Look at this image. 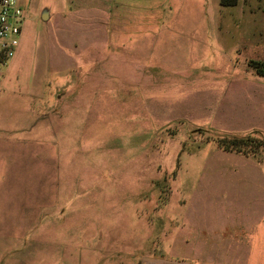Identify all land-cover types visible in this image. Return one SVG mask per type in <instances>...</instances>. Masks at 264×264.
I'll return each mask as SVG.
<instances>
[{"label":"rangeland","instance_id":"374dc122","mask_svg":"<svg viewBox=\"0 0 264 264\" xmlns=\"http://www.w3.org/2000/svg\"><path fill=\"white\" fill-rule=\"evenodd\" d=\"M17 2L18 71L39 82L0 176V264L264 255V0H128L113 18L107 0Z\"/></svg>","mask_w":264,"mask_h":264},{"label":"crops","instance_id":"0c3cea01","mask_svg":"<svg viewBox=\"0 0 264 264\" xmlns=\"http://www.w3.org/2000/svg\"><path fill=\"white\" fill-rule=\"evenodd\" d=\"M107 2L109 18L110 16L111 18L116 17L117 13H119L123 8L124 10L127 9L130 5L128 4V0H107ZM131 2L133 3L132 7L136 10H141L143 5L146 7L148 4V0H131ZM121 4H123V6ZM47 19H49V15ZM20 37L22 38V31ZM22 49L20 40L19 47H17L14 58L9 60L11 61L10 64L7 63L2 68L0 76V176L6 171L10 172L14 169L20 168L19 166L13 167L15 164L19 165V162L18 160H16V162L13 161L12 148L14 145H17L19 141L28 138L29 130H34L35 114L32 113V104L29 102V98L30 100H33V96L36 94L35 89L37 87V82H39V74L30 76L20 75L18 71V68L20 67L18 66L16 57L22 53ZM29 93L32 97H29ZM41 96L45 97L44 94ZM47 141L48 145H50V139ZM28 159V156L24 159V163L26 165L29 164ZM23 170L26 171L25 166L23 167ZM241 242H243V244H247L244 240ZM223 248L224 247H221V251L224 250ZM248 254L252 255L251 259L249 258L243 260L241 264H264V255L260 256L259 253L252 251L248 252ZM183 259V262L158 261L157 264H224L216 262L211 263L207 260L204 262H193L185 258ZM205 259H207V257H205ZM238 262L239 261H236V263Z\"/></svg>","mask_w":264,"mask_h":264},{"label":"built area","instance_id":"2783aa9c","mask_svg":"<svg viewBox=\"0 0 264 264\" xmlns=\"http://www.w3.org/2000/svg\"><path fill=\"white\" fill-rule=\"evenodd\" d=\"M23 18V10L16 0H0V76L19 45Z\"/></svg>","mask_w":264,"mask_h":264},{"label":"trees","instance_id":"16d2710c","mask_svg":"<svg viewBox=\"0 0 264 264\" xmlns=\"http://www.w3.org/2000/svg\"><path fill=\"white\" fill-rule=\"evenodd\" d=\"M237 2H238V0H219L220 5H222V6H233ZM252 63H253V67L256 69V71L259 74L264 75V69L261 68L263 66L260 63L255 62V61H253ZM220 139H229V138H220ZM230 139H231L230 140L231 142L228 143V144L226 143L225 145L222 143V141L219 142L218 140H217L216 143L220 147L225 148L227 150L228 149L227 147H229L230 144H231V147H232V145H234V144L240 145V144L245 143V142H248V141L250 142L251 137L250 136H247V137H233V138H230ZM228 150L230 151V149H228Z\"/></svg>","mask_w":264,"mask_h":264},{"label":"water","instance_id":"95a60500","mask_svg":"<svg viewBox=\"0 0 264 264\" xmlns=\"http://www.w3.org/2000/svg\"><path fill=\"white\" fill-rule=\"evenodd\" d=\"M47 17H48V12H44L42 15V19L47 20Z\"/></svg>","mask_w":264,"mask_h":264}]
</instances>
